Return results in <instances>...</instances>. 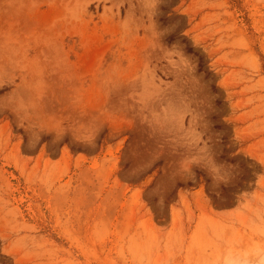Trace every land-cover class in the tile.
Returning <instances> with one entry per match:
<instances>
[{"label": "rangeland", "instance_id": "1", "mask_svg": "<svg viewBox=\"0 0 264 264\" xmlns=\"http://www.w3.org/2000/svg\"><path fill=\"white\" fill-rule=\"evenodd\" d=\"M0 264H264V0H0Z\"/></svg>", "mask_w": 264, "mask_h": 264}, {"label": "trees", "instance_id": "2", "mask_svg": "<svg viewBox=\"0 0 264 264\" xmlns=\"http://www.w3.org/2000/svg\"><path fill=\"white\" fill-rule=\"evenodd\" d=\"M171 39H169V41H170ZM183 43H184V40L182 41ZM186 51L188 52V53H192V48H186Z\"/></svg>", "mask_w": 264, "mask_h": 264}]
</instances>
